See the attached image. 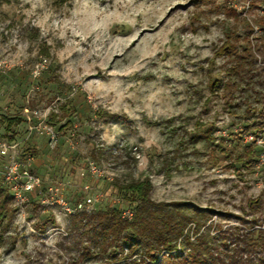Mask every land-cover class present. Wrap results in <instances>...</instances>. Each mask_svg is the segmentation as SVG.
Here are the masks:
<instances>
[{
    "label": "rangeland",
    "instance_id": "374dc122",
    "mask_svg": "<svg viewBox=\"0 0 264 264\" xmlns=\"http://www.w3.org/2000/svg\"><path fill=\"white\" fill-rule=\"evenodd\" d=\"M263 8L264 0H0V115L20 119L0 124V145L13 146L0 152V169L15 162L18 176L40 180L14 201L18 238L0 247V264H70L56 246L68 215L87 198L90 210L127 214L111 184L129 178L149 176L155 201L230 214L210 215L198 233L239 224L243 209L251 218L248 202L264 200V153L236 171L216 144L230 145V132L252 121L246 102L262 104L247 88L226 101L211 86L231 65L220 50L226 34L255 42ZM254 66L264 67L260 55ZM50 213L55 223L39 233L33 224Z\"/></svg>",
    "mask_w": 264,
    "mask_h": 264
},
{
    "label": "trees",
    "instance_id": "16d2710c",
    "mask_svg": "<svg viewBox=\"0 0 264 264\" xmlns=\"http://www.w3.org/2000/svg\"><path fill=\"white\" fill-rule=\"evenodd\" d=\"M248 1L254 5L257 0ZM255 21L259 28L255 42L247 35L238 43L239 39L233 40L226 34L220 50L232 58L231 65L225 72L226 79L220 82L214 78L211 86L212 90L220 89L226 101L234 100L241 88H247L257 95L258 99L253 102L262 104L255 108L246 102L245 112L252 121H246L236 132H230L233 140L230 145L216 144L222 154L219 159L236 171L253 169L264 153V143L259 145L255 139L242 142L246 132L253 138L260 135L264 141V67L254 66L256 54L264 60V8ZM246 26L252 31L249 24ZM2 123H5V130H9L18 125L20 119L0 115ZM14 133L8 137L9 142L13 141ZM187 135L191 140L209 138L197 133ZM25 150L36 154L33 147ZM111 187L121 196L129 214L114 205L70 213L66 228L56 242L70 264H81L85 259H90L93 264H264V228L260 227L264 219V200L261 196L248 202V207L256 210L251 213V218H245L243 209V216H236L239 224L223 229L221 223H215V233H211L210 223L205 231L198 233L210 215L230 214L198 208L189 202L155 201L150 195L149 176L113 182ZM35 204L37 208L38 204ZM18 209L3 178V169H0V247L12 248L17 241L18 232L13 220ZM54 223L55 218L50 213L35 222L33 228L44 233L48 225ZM187 226H193V240L185 233Z\"/></svg>",
    "mask_w": 264,
    "mask_h": 264
},
{
    "label": "built area",
    "instance_id": "2783aa9c",
    "mask_svg": "<svg viewBox=\"0 0 264 264\" xmlns=\"http://www.w3.org/2000/svg\"><path fill=\"white\" fill-rule=\"evenodd\" d=\"M43 127L45 128L46 132L50 134V137L52 138L53 131L51 127L50 126L48 127L43 126ZM251 138L255 139L256 143H259V144L263 143L261 138H256V137L254 138L251 137ZM0 147H1L0 149L1 154H4L7 147H13V146L12 145L6 146L2 144L0 145ZM17 165L18 164H16L15 162L12 166L8 165L3 170V178L11 189L14 201L22 202L23 194L35 190L39 186L40 180L36 175L31 174L27 170H22L21 171L22 174L18 176V174L15 173V169ZM19 177L22 178L21 181ZM90 202H91V199L87 198L84 202L77 203L75 206V211H81V210L89 211L90 209L88 208V206ZM66 211L69 212L70 211L69 208H66ZM127 214H129V212Z\"/></svg>",
    "mask_w": 264,
    "mask_h": 264
}]
</instances>
